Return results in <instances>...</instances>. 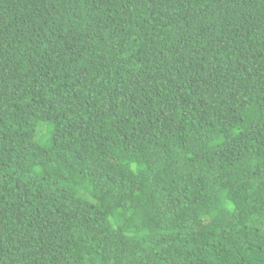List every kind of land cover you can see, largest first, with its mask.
<instances>
[{
    "label": "trees",
    "instance_id": "1",
    "mask_svg": "<svg viewBox=\"0 0 264 264\" xmlns=\"http://www.w3.org/2000/svg\"><path fill=\"white\" fill-rule=\"evenodd\" d=\"M0 264H264V0H0Z\"/></svg>",
    "mask_w": 264,
    "mask_h": 264
},
{
    "label": "rangeland",
    "instance_id": "2",
    "mask_svg": "<svg viewBox=\"0 0 264 264\" xmlns=\"http://www.w3.org/2000/svg\"><path fill=\"white\" fill-rule=\"evenodd\" d=\"M46 130H47V128H46V126L45 125H42V126H40V128H39V134L41 135H43V134H45L46 133Z\"/></svg>",
    "mask_w": 264,
    "mask_h": 264
}]
</instances>
